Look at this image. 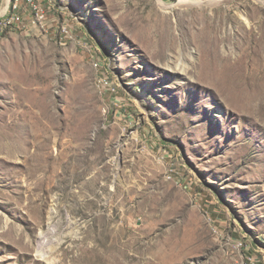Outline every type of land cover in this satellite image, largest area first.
I'll list each match as a JSON object with an SVG mask.
<instances>
[{
    "label": "rangeland",
    "instance_id": "rangeland-1",
    "mask_svg": "<svg viewBox=\"0 0 264 264\" xmlns=\"http://www.w3.org/2000/svg\"><path fill=\"white\" fill-rule=\"evenodd\" d=\"M0 264H264V0H0Z\"/></svg>",
    "mask_w": 264,
    "mask_h": 264
},
{
    "label": "bare ground",
    "instance_id": "bare-ground-1",
    "mask_svg": "<svg viewBox=\"0 0 264 264\" xmlns=\"http://www.w3.org/2000/svg\"><path fill=\"white\" fill-rule=\"evenodd\" d=\"M175 69L181 71V70H182V67H181V66L178 67V66L176 65V66H175ZM32 172H33V171H32ZM35 179H36L37 182L34 181V182H35L34 185H35V188H37V185H36V184L45 185L44 183L46 182V179H47V178H46V175H43V177H39L38 179H37V178H35ZM39 181H40L41 183H38Z\"/></svg>",
    "mask_w": 264,
    "mask_h": 264
},
{
    "label": "built area",
    "instance_id": "built-area-1",
    "mask_svg": "<svg viewBox=\"0 0 264 264\" xmlns=\"http://www.w3.org/2000/svg\"><path fill=\"white\" fill-rule=\"evenodd\" d=\"M33 9H39V24H42L45 20L44 19L45 18L44 11L41 8L37 7L36 5H33Z\"/></svg>",
    "mask_w": 264,
    "mask_h": 264
}]
</instances>
